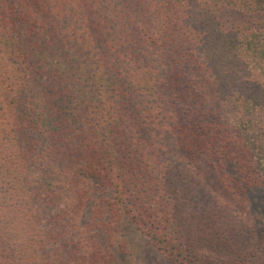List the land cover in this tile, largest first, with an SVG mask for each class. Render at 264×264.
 Returning <instances> with one entry per match:
<instances>
[{
  "label": "trees",
  "instance_id": "16d2710c",
  "mask_svg": "<svg viewBox=\"0 0 264 264\" xmlns=\"http://www.w3.org/2000/svg\"><path fill=\"white\" fill-rule=\"evenodd\" d=\"M261 190L264 0H0V264H264Z\"/></svg>",
  "mask_w": 264,
  "mask_h": 264
},
{
  "label": "rangeland",
  "instance_id": "374dc122",
  "mask_svg": "<svg viewBox=\"0 0 264 264\" xmlns=\"http://www.w3.org/2000/svg\"><path fill=\"white\" fill-rule=\"evenodd\" d=\"M249 199L250 207H254L253 210H255L258 215L255 216L253 215L252 210L250 211L252 219L256 220L254 223L256 233L259 234L264 223V219L261 220L264 218V211H262V207L264 206V190L252 192ZM258 210H260L259 212H262L260 215ZM118 241L126 242L128 244L127 250L129 252L127 255L118 254L112 264H170L140 233L123 230V234L121 237H118Z\"/></svg>",
  "mask_w": 264,
  "mask_h": 264
}]
</instances>
